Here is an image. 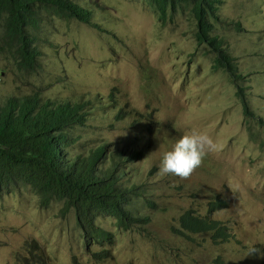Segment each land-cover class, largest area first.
Wrapping results in <instances>:
<instances>
[{"label":"rangeland","instance_id":"1","mask_svg":"<svg viewBox=\"0 0 264 264\" xmlns=\"http://www.w3.org/2000/svg\"><path fill=\"white\" fill-rule=\"evenodd\" d=\"M218 1L213 33L237 63L238 83L197 42L191 7L163 23L145 0H78L103 30L56 15L41 23V70L30 81L2 72L0 101L39 91L83 102L87 119L70 130L77 142L69 154L105 146L100 167L119 163L118 184L131 190L127 206L149 220L125 229L101 214L95 224L112 237L99 241L86 236L73 208L63 211V201L44 207L31 187L0 192V264H27L33 241L43 257L33 264H76L74 256L79 264H264V125L257 119L264 120V0ZM192 128L210 133L219 151L187 179L159 175L163 152ZM218 197L226 206L210 213ZM189 209L223 221L230 238L177 233ZM251 247L259 252L249 255Z\"/></svg>","mask_w":264,"mask_h":264},{"label":"trees","instance_id":"2","mask_svg":"<svg viewBox=\"0 0 264 264\" xmlns=\"http://www.w3.org/2000/svg\"><path fill=\"white\" fill-rule=\"evenodd\" d=\"M145 1L153 7L163 23H166L171 12L181 7H191L197 42L206 43L217 54L214 68L227 70L235 82L243 78L223 41L213 33L212 19L220 20L216 11L218 0ZM52 15L76 18L103 30L100 24L93 21V11L78 0H0V74L12 72L17 81H30L31 76L41 70V23L53 19ZM237 27H240L239 22ZM238 96L244 103L247 115L255 117V113L249 110L242 87L238 90ZM86 119L83 102L46 99L39 91L8 95L1 100L0 192L31 187L44 207H48L52 201H63V211L75 210L86 236L103 241L111 239L112 233L95 224L101 214L115 217L125 229L149 219L136 216L127 206L131 190L122 189L118 184L119 178L115 172L119 163L109 168L100 167L105 146L92 149L93 154L90 150L87 156L83 153L76 156L69 154L70 147L77 142L76 138L70 137V130L75 125L85 124ZM257 119L264 125L262 118ZM136 152L133 156L139 155ZM103 172H109L108 176ZM120 176H123V171ZM209 206L212 213L225 207L226 202L218 197ZM179 222L180 227L175 231L186 237L191 233L210 232L215 241H225L231 236L223 221L203 217L194 209L181 214ZM28 247L32 259L26 257L25 262L41 263L43 257L36 253L37 244L32 242ZM73 258L79 264L77 257Z\"/></svg>","mask_w":264,"mask_h":264},{"label":"clouds","instance_id":"3","mask_svg":"<svg viewBox=\"0 0 264 264\" xmlns=\"http://www.w3.org/2000/svg\"><path fill=\"white\" fill-rule=\"evenodd\" d=\"M217 151H219V142L210 133L196 128L189 129L180 136L170 150L163 152L159 175L187 179L202 165L205 158ZM33 242L38 246L36 241ZM258 252L257 248L251 247L249 255Z\"/></svg>","mask_w":264,"mask_h":264}]
</instances>
